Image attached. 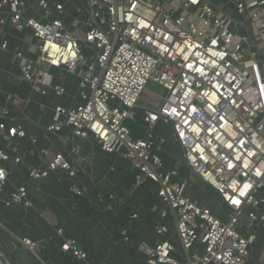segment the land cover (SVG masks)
<instances>
[{
	"label": "built area",
	"instance_id": "2783aa9c",
	"mask_svg": "<svg viewBox=\"0 0 264 264\" xmlns=\"http://www.w3.org/2000/svg\"><path fill=\"white\" fill-rule=\"evenodd\" d=\"M7 25L32 41L25 42L27 55L10 53L33 93L65 96L61 83L67 75L76 79L74 103L52 107L45 136L69 131L92 139L130 164L135 186L156 187L167 208L160 218L171 216L172 225L155 227L159 240L143 248L145 264L249 263L264 231V0H0L4 51ZM148 82L163 93L148 91ZM3 99L0 143L11 152L0 146V194L23 163L16 142L37 143L10 114L9 106L23 111L19 99ZM137 115L143 138L127 126ZM159 124L170 128L181 153L170 166L162 157L167 140L155 132ZM38 156L43 168L27 166L28 181L0 197L3 206L31 208L29 183L51 173L67 175L72 195L87 193L75 182L79 164L70 155L47 147ZM182 168L188 176L177 181ZM193 175L224 209L214 212L186 195ZM60 250L87 258L74 239H63Z\"/></svg>",
	"mask_w": 264,
	"mask_h": 264
},
{
	"label": "crops",
	"instance_id": "0c3cea01",
	"mask_svg": "<svg viewBox=\"0 0 264 264\" xmlns=\"http://www.w3.org/2000/svg\"><path fill=\"white\" fill-rule=\"evenodd\" d=\"M32 14L30 10L26 12V15ZM5 29V40L9 46L8 51L0 48V103L5 104V94L19 99L23 111L9 106L10 114L14 123L21 124L26 134L36 138L37 143L31 145L28 139L16 142V151L23 156V163L13 168L0 197L5 198L18 185L28 181L27 166L43 168L38 153L47 147L65 156L70 155L78 162L79 173L75 182L86 188L87 193L80 197L72 195L68 191L67 175L60 172L29 183L31 208L21 205L5 207L0 202V264H145L143 248L153 246L159 240L155 227L162 222L172 225L171 216L168 215L165 220L160 218V212L167 208L157 198L156 187L151 183L135 186L130 164L116 154L103 153L92 139H75L69 131L45 136L43 128L50 122L52 107L74 103L76 79L67 75L61 83L67 93L65 96L57 97L52 92L46 96L33 93L29 85L20 80L18 64L12 60L10 53H24L32 41L25 32L17 33L9 25ZM27 37L29 40H26ZM127 126L133 137L145 136L146 129L140 115ZM155 132L167 140L162 157L170 166L181 157L170 137V128L159 124ZM74 144L77 145L75 153L72 152ZM0 146L11 152V147L6 148L3 142ZM187 176V170L182 168L176 180L181 181ZM189 184L186 195L196 201L198 194L193 191L195 186L190 181ZM108 194H113L115 200L106 199ZM98 196L105 197L103 204L98 203ZM219 203L216 208L209 207L207 203L199 204L215 212L224 209ZM134 215L136 218H133ZM58 230L62 231L61 237L56 233ZM123 231L127 232V240H124ZM24 239L36 244V249L31 251L24 246ZM63 239H74L80 250L86 253V260L74 258L71 252H62L60 246ZM173 243L179 250L177 239ZM176 256L179 257L180 253ZM250 262L264 264V231H259L257 235L248 264Z\"/></svg>",
	"mask_w": 264,
	"mask_h": 264
},
{
	"label": "rangeland",
	"instance_id": "374dc122",
	"mask_svg": "<svg viewBox=\"0 0 264 264\" xmlns=\"http://www.w3.org/2000/svg\"><path fill=\"white\" fill-rule=\"evenodd\" d=\"M26 40H29V38L27 37ZM146 89L156 94L163 93L162 89L157 84H154L152 82L147 83ZM190 182L193 183L195 186V189L193 191H195L198 194L197 200H196L198 203H203V204L207 203L209 207H215V208L220 206L219 200L213 195L212 191L209 188H207L204 184H202L197 179V177L193 175L191 177ZM258 253L261 254L260 250L258 251ZM250 264H253V263L250 262Z\"/></svg>",
	"mask_w": 264,
	"mask_h": 264
}]
</instances>
